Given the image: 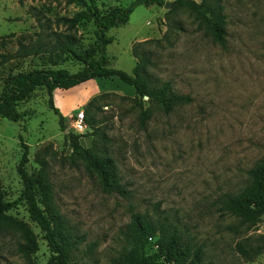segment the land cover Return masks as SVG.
Segmentation results:
<instances>
[{"label": "rangeland", "instance_id": "1", "mask_svg": "<svg viewBox=\"0 0 264 264\" xmlns=\"http://www.w3.org/2000/svg\"><path fill=\"white\" fill-rule=\"evenodd\" d=\"M130 1L0 0V91L10 74L34 67L75 71L83 66L82 52L98 57L92 18L81 17L67 28L61 17L87 5L102 14ZM167 1L170 7L137 4L126 22L109 27L106 61L129 72L146 56L149 78L168 81L189 101L167 112L147 101L149 113L141 124L131 85L116 76L93 77L56 88L53 106L46 88L34 86L17 102L20 118L0 116V192L15 201L2 219L0 264H44L50 255L18 198L21 142L27 144L26 169L36 172L42 165L62 229L79 235L73 264H122L135 211L169 225L191 254L197 249L196 264H264V213L250 223L224 207L264 154V0H221L224 46L204 33L186 8ZM64 34L72 36L75 53L58 48ZM19 43L27 49L22 55ZM53 107L62 114V128ZM80 109L82 127L75 125ZM67 129L83 133V146L112 159L126 194L105 192L80 160L70 161ZM20 227L29 228L36 240L28 255L17 249ZM150 235L155 241L157 231ZM152 243L147 238L148 253L157 249Z\"/></svg>", "mask_w": 264, "mask_h": 264}, {"label": "trees", "instance_id": "2", "mask_svg": "<svg viewBox=\"0 0 264 264\" xmlns=\"http://www.w3.org/2000/svg\"><path fill=\"white\" fill-rule=\"evenodd\" d=\"M165 0H131L125 6L114 5L104 13L97 14L87 5L86 9L75 11L71 16H62L61 19L71 27L79 18H92L96 27L98 57L91 56L92 52L81 53L83 66L75 71H69L64 67L56 68H30L10 74L5 78L4 86L0 91V116L16 120L21 117V112L16 105L18 100L28 94L34 86H44L48 95V102L52 105L53 91L56 88H70L78 83L93 77L116 76L124 83L133 87V95L138 106L139 122L142 124L148 116V108L145 102L151 101L157 104L163 111H169L175 104L187 102L190 96L173 90L168 81L155 83L145 73L144 65L149 62L148 57L139 56L132 69L128 72L122 68L111 66L106 61L105 44L110 41V36L104 32L112 26H119L126 22L130 11L137 4L162 5ZM174 6L186 8L200 28L210 38L221 46L225 45V13L221 0H173ZM172 7V8H173ZM73 38L64 34L62 40H57V46L61 50L72 51ZM21 48V43H19ZM29 50V49H28ZM27 51L21 48V55ZM59 126L62 128V114L55 108ZM87 124L88 116L84 115ZM70 152L67 157L71 162L75 159L81 161L85 170L94 173L105 192L116 191L126 194V189L119 182L114 163L110 157H103L91 146H83L79 137L83 133L66 130ZM22 150L16 164V172L20 178L21 188L18 198L22 199L28 216L33 220L44 238L50 255L44 264H73L71 251L80 240L79 235L67 233L62 229V219L49 201L48 184L45 182L42 165L36 172L28 171L25 163L27 157V144L21 142ZM39 161H42L39 160ZM248 180L243 188L225 202L224 207L231 213L239 215L244 221L253 223L261 213H264V154L258 157L246 170ZM15 201H8L0 192V229L4 211ZM21 241H18L17 249L24 255H28L36 249L34 234L27 227H20ZM157 231L155 241L157 249L148 253L146 250L147 236ZM127 233L132 240L125 254L122 264H181L190 256L184 264H196L197 249L192 251L189 244H179V238L169 225L156 220L147 219L145 214L137 211L131 213V222L127 226ZM126 234V233H125Z\"/></svg>", "mask_w": 264, "mask_h": 264}, {"label": "built area", "instance_id": "3", "mask_svg": "<svg viewBox=\"0 0 264 264\" xmlns=\"http://www.w3.org/2000/svg\"><path fill=\"white\" fill-rule=\"evenodd\" d=\"M75 125H77L78 127H82L83 126V121H82V109H80L78 112H76V118H75ZM147 238L149 240H152V244L157 246L156 242L154 241V239H152L151 235H148Z\"/></svg>", "mask_w": 264, "mask_h": 264}, {"label": "water", "instance_id": "4", "mask_svg": "<svg viewBox=\"0 0 264 264\" xmlns=\"http://www.w3.org/2000/svg\"><path fill=\"white\" fill-rule=\"evenodd\" d=\"M164 7H170L171 2L165 0L164 3L162 4Z\"/></svg>", "mask_w": 264, "mask_h": 264}]
</instances>
